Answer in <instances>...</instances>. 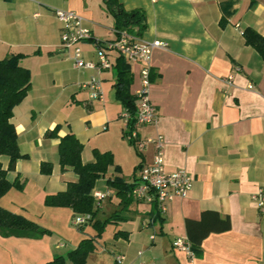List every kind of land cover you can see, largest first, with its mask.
<instances>
[{"label":"crops","instance_id":"0c3cea01","mask_svg":"<svg viewBox=\"0 0 264 264\" xmlns=\"http://www.w3.org/2000/svg\"><path fill=\"white\" fill-rule=\"evenodd\" d=\"M107 1L0 0V59L23 54L20 65L31 75V89L11 119L19 152L27 157L17 160L6 174L9 181L18 178L24 187L10 189L0 198V207L32 222L31 211H39L35 217L46 212L48 222L34 223L51 231L42 237L24 233L5 237L0 231V264H45L98 234L86 264H116L118 254L124 256L123 264H264V213L251 199L259 189L264 191V58L243 37L246 28L264 35V0L252 5L251 0H111L125 12L144 14L146 29L138 38L167 44V49L154 50L151 60L149 96L157 123L139 128L137 139L161 134L165 171H186L193 187L185 198L170 201L161 218L154 217L153 205L134 199L121 211L123 198L116 195L117 205L109 218L91 216L81 230L77 227L79 233L69 229L74 216L70 209L43 205L44 197L77 180L73 171H61L58 164L59 138L68 133L83 145V163L93 161V149L112 154L113 165L104 181L118 176L130 184L139 179L134 169L141 160L152 161L150 145L142 149L138 163L133 147L123 138L124 108L115 99L113 65L99 73L76 69L73 49L61 43L54 10L80 15L93 41L116 40L119 32ZM77 47L84 61L97 63L93 42ZM116 57L110 56L112 64ZM129 66L134 95L139 66ZM92 79L101 83L102 101L91 100L90 92L81 88ZM79 90L88 94L86 109L78 105L65 112L71 99L83 97L82 92L76 94ZM56 126L57 137H46ZM0 162L7 169L9 158L2 156ZM43 163L51 164V175L41 173ZM116 166L120 173L114 171ZM103 189L95 187L92 194ZM102 194H107L103 201H112L109 191ZM206 211L229 217L231 229L210 234L199 255L190 259L174 250L172 243L187 238L186 219L197 221ZM108 219L113 227L106 234L92 228L94 222ZM53 227H59L60 233Z\"/></svg>","mask_w":264,"mask_h":264},{"label":"trees","instance_id":"16d2710c","mask_svg":"<svg viewBox=\"0 0 264 264\" xmlns=\"http://www.w3.org/2000/svg\"><path fill=\"white\" fill-rule=\"evenodd\" d=\"M254 0H251V5ZM110 12L113 14L117 32L129 30L135 37H140L146 29L145 16L141 11L135 10L125 12L120 5L114 1L106 2ZM245 44L254 48L262 58H264V35L258 34L252 28H246L243 32ZM24 55L20 53L10 54L8 57L0 59V157L9 158L7 169H3L0 162V198L10 189L22 190L24 183L18 178L9 181L6 177L7 171L13 170L17 160L26 158L19 152L17 134L11 121L14 108L21 103L31 89V75L29 70L20 65V60ZM115 71L114 95L115 99L130 114L127 123V130L123 132V138L127 140L136 124L135 97L130 93L131 75L130 66L122 57L117 56L113 64ZM59 126L52 131H47L48 138L57 137ZM129 145L135 148L141 158V153L137 150L135 140H127ZM83 145L74 134L68 133L59 138L58 143V164L61 171L71 170L76 176V182L68 183L64 191L53 195H47L44 199V206L52 208H68L74 215L89 214L94 219L97 211L93 199V189L98 179L105 176L108 168L113 165V156L110 152L100 153L93 150L94 159L92 162L83 163L81 154ZM143 161L135 167L134 173L141 170ZM40 171L44 175H50L52 166L50 163L41 164ZM116 173H120L118 166L114 167ZM137 179L132 183H126L121 177L108 178L106 184L116 191V195L123 198L124 211L132 198V190L137 185ZM154 217L161 218V213L156 206ZM120 211V212H121ZM115 213L113 218H116ZM110 222V219L106 221ZM105 223L96 221L93 227L100 229ZM83 227H79L81 230ZM231 229L229 217H221L218 213L206 211L201 214L199 220H185V231L191 250L195 258L201 251V244L210 234H219ZM0 231L3 236H17L33 234L36 237L49 235L50 230L43 228L23 216L14 214L0 207ZM99 235V234H98ZM97 235V236H98ZM97 236L83 239L78 246L68 252L66 256H57L45 264H86L87 255L93 249Z\"/></svg>","mask_w":264,"mask_h":264},{"label":"built area","instance_id":"2783aa9c","mask_svg":"<svg viewBox=\"0 0 264 264\" xmlns=\"http://www.w3.org/2000/svg\"><path fill=\"white\" fill-rule=\"evenodd\" d=\"M54 16L61 25V43L64 48L73 49V66L76 69L95 70L98 73L109 70L112 67L110 56L115 54L122 57L129 64L139 66V88L135 91L136 124L134 130L127 135V140H135L137 150L141 152L145 146L153 148L152 161L144 164L139 171L137 185L132 190V198L135 201H142L150 205H155L162 214L166 211L167 204L175 198H185L193 187L191 176L184 170L179 169L173 172H166L164 167V147L165 141L161 134L148 137L144 140L137 139V131L141 127L154 125L157 123L156 108L150 101V71L153 51L156 49H167V44L159 40L147 42L135 37L131 33L121 31L113 41H93L92 35L83 25L84 19L70 10H54ZM93 42L96 49L97 63L86 62L81 57V51L77 47L79 43ZM82 89L90 92L89 98L93 101H102L101 83L92 79L88 83L81 85ZM125 123L130 119L129 112L124 109L120 115ZM107 194L94 193L93 199L97 206L104 200ZM259 211L264 213V191L259 189L251 196ZM91 220V216L86 214L82 217L76 216L72 225L82 227ZM174 250L184 254L190 259H194L190 242L187 238H177L173 241ZM142 252L138 253V257ZM124 256H115L116 264H123ZM138 264H145L139 262ZM151 264V263H150Z\"/></svg>","mask_w":264,"mask_h":264},{"label":"rangeland","instance_id":"374dc122","mask_svg":"<svg viewBox=\"0 0 264 264\" xmlns=\"http://www.w3.org/2000/svg\"><path fill=\"white\" fill-rule=\"evenodd\" d=\"M77 86H80V85H77ZM59 91V90H58ZM80 92H82V91H77L76 92V94H79ZM83 93V92H82ZM82 96L83 97H80V99H71L70 100V104L65 108L66 110H65V112H68V113H70L71 112V108H76L78 105H81V107L83 108V109H86V106H85V102H87V98H88V94H86V93H83L82 94ZM69 99H70V97H69ZM119 108L118 107H114V111H116V110H118ZM69 124L71 125L72 123L71 122H69ZM114 146V145H113ZM131 147V146H130ZM115 148V147H114ZM132 148V147H131ZM94 150V149H93ZM93 150L91 151L92 152V154H93ZM132 150H133V152L135 153V156H136V159H137V161H138V163H139V160H140V156L134 151V149L132 148ZM141 152H142V150H141ZM5 157V156H4ZM93 159H94V156H93ZM132 170V169H131ZM52 173V172H51ZM44 175V174H43ZM51 175V174H50ZM44 176H49V175H44ZM95 187H98L99 189H103L102 190V193H106L107 191H109L110 192V194H111V198H112V201H109V200H105V201H103L102 202V204H100V206L97 208V205H95V209L96 210H98L97 211V216H98V219H101L102 221H104L105 219H107V218H109V216L113 213V211H114V208H115V206L117 205V196H116V191L114 190V189H112V188H110V187H108L107 186V184H106V180L104 181L103 180V177L102 178H100V179H98L97 181H96V184H95V186H94V188ZM12 189H16V188H12ZM16 190H18V191H22V190H19V189H16ZM30 190V187L28 188V191ZM33 196H35V194L33 195ZM29 197H31V196H29ZM44 199H45V197H44ZM44 199H43V205H44ZM37 200L35 199V205H37ZM29 203H31V201H29L27 204H28V206H29ZM21 204H20V202H19V206H20ZM35 205H33V208H36L37 209V207L35 206ZM46 207V206H45ZM43 209H45V211H47V209L48 208H44L43 207ZM36 211L39 213V211L38 210H35V211H31V216H33V217H30V218H33V220H34V222H36L37 223V221H35V220H43V222H48L47 220H48V214H46V212H45V214L43 215V217H35L36 216ZM108 211V212H107ZM76 216H78V217H82V216H84V215H81V214H76V215H74L73 216V218H72V220H71V224H72V222L74 221V219H75V217ZM42 218V219H41ZM45 220V221H44ZM38 224V223H37ZM48 224V223H47ZM69 225V229L72 231V232H74V233H79L78 232V228L77 227H73L72 225ZM40 225V224H39ZM40 226H42V225H40ZM86 227L87 226H85L84 227V229H86ZM109 227H113V225H111V224H108V223H105L104 225H103V231H101V229H97V228H94V227H92L96 232H98V233H101V234H106V232L109 230ZM44 228H47V227H44ZM53 228H55L54 230H55V232H59L60 233V230H59V227H53ZM91 227H89V229H90ZM62 229V228H61ZM88 228L86 229V230H89ZM50 230V229H49ZM83 236V235H82Z\"/></svg>","mask_w":264,"mask_h":264}]
</instances>
